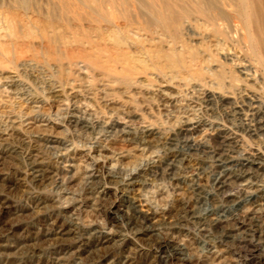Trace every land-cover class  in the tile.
Segmentation results:
<instances>
[{
    "label": "rangeland",
    "instance_id": "1",
    "mask_svg": "<svg viewBox=\"0 0 264 264\" xmlns=\"http://www.w3.org/2000/svg\"><path fill=\"white\" fill-rule=\"evenodd\" d=\"M139 1L0 0V18H25L35 35L15 41L0 22V264H264V134L238 128L251 104L264 113V48L251 50L240 23L237 36L208 26L200 0ZM39 10L52 14L57 37L78 40L72 58L48 53L38 26L49 19ZM96 36L103 39L90 50ZM190 119L188 136L174 138ZM96 122L107 126L94 130ZM220 140L235 147L225 165L209 157ZM247 152L261 157L258 172L228 190L263 197L234 210L214 198L210 166L233 170ZM30 156L40 163L33 171ZM172 160L176 172L167 177ZM200 196L207 199L198 208H210L221 227L185 219ZM133 210L146 219L142 227L127 226Z\"/></svg>",
    "mask_w": 264,
    "mask_h": 264
},
{
    "label": "bare ground",
    "instance_id": "2",
    "mask_svg": "<svg viewBox=\"0 0 264 264\" xmlns=\"http://www.w3.org/2000/svg\"><path fill=\"white\" fill-rule=\"evenodd\" d=\"M101 0H97V2H95L94 4L99 3ZM204 3L203 8H200L199 13L203 14V16L206 18V23L208 22V26H210V24L213 22L214 25L216 27H218L221 30L224 31H233L235 33V35L237 36L238 34V23H240L242 25V29L244 30L245 34L244 37L246 38V40L248 41V44L251 48V50L255 49V45L257 44L258 46H261L262 48H264V9H263V0H235V1H227L224 0L223 2V6L225 8H219L218 6H216L217 4L214 3V0H200ZM26 0H21V4L25 3ZM138 2H140L138 0ZM142 3V2H140ZM6 5V4H4ZM3 5V7H4ZM143 5V3H142ZM5 8V7H4ZM7 8V7H6ZM232 9V10H231ZM7 12V11H6ZM7 13H10L9 11ZM232 13L235 14L236 17L231 16ZM37 14L39 16L41 15H46L47 18L49 19V22H41L39 23L40 29L42 30L43 33L40 34L42 35V40L47 42V48H48V53L52 52V53H60L58 51L55 52V50H63V54L67 57V53L71 52L72 50H70L71 46H73L74 44H77L78 40L69 37L67 34L68 32H64L63 31V35L64 36H60L57 37L59 35V26L56 25L55 21H53V19L51 18V13L49 12H43V11H38ZM11 15V14H10ZM147 19L149 21H151V15H147ZM168 17L171 18V20H174V24L176 26L180 27V19L179 17H175V13L173 12H169L168 13ZM9 18V17H8ZM6 17L0 18L4 21V23H9V29H10V37L12 39H22L26 38L25 40H28L31 36L30 33L27 29L28 26L23 25V21L25 18L20 19L22 21H20L18 18V16H16V18H12V19H8ZM235 19L238 21H235ZM189 21L190 18H189ZM30 22V21H28ZM27 22V23H28ZM188 22V21H187ZM36 23V21H35ZM32 24L31 26H35V24ZM28 24V25H30ZM187 24H190V22H188ZM29 28V27H28ZM33 28V27H32ZM37 29V28H36ZM31 30V29H30ZM39 30V29H38ZM68 30V29H67ZM28 31V32H27ZM69 31V30H68ZM27 32V33H26ZM70 34V33H69ZM35 36V35H34ZM34 36L33 39L35 38ZM23 37V38H22ZM41 37V36H40ZM110 37V36H109ZM32 39V38H30ZM102 37H98L96 36V39H89L87 40L86 44H88L90 50L93 48H98L100 45V43L97 42V40H102ZM113 42V44H115L116 46H120V44H122V40H115L113 38H110ZM15 40V41H16ZM31 41V40H29ZM83 44V43H82ZM60 56V55H59ZM69 56L72 58L73 57V52H71V54H69ZM80 58L85 59L86 61H90V55H88V52L82 51L80 53ZM260 57V56H259ZM257 58V63L260 66V68L262 69L263 75H264V56ZM115 61H117V59H114ZM227 61H230L231 64H235V60L234 59H226ZM114 61V62H115ZM127 62V61H126ZM125 62V63H126ZM237 63V62H236ZM127 65V63H126ZM175 66V64H174ZM130 67V65H129ZM130 69V68H129ZM132 70V69H131ZM113 72H116L117 70L115 68L112 69ZM125 72V71H124ZM239 73V72H237ZM240 74H243L240 71ZM238 78L235 77V79H232V82L235 83L237 82ZM264 83V82H263ZM264 85V84H263ZM201 97L202 100H206L210 98V94L209 93H201ZM253 100V99H252ZM165 102V101H164ZM172 106V105H171ZM190 108V107H189ZM72 109V108H71ZM261 106H255V104H251L249 109L247 110V112L244 114V116L242 117V119H239V123H238V128L239 131H241L244 134H249L253 133V134H264V113L261 112ZM231 116V113H230ZM233 116V115H232ZM232 119V118H231ZM233 120V119H232ZM193 120H187L186 122H184L183 126L181 128H179L176 132V134H174V138H180V136H185L190 130L188 128L189 124L192 122ZM107 123V122H106ZM18 124V121H12L10 123V127L9 128H14L16 127V125ZM29 124H27L28 126ZM105 126H107V124H104ZM102 122H96L92 125L93 129L95 130L96 128H100V127H104ZM18 127V125H17ZM116 128V127H115ZM236 129V128H235ZM132 131V130H131ZM238 131V132H239ZM103 131H97L98 134H101ZM235 132V131H234ZM94 133V132H93ZM110 133V132H109ZM128 133V132H127ZM126 133V134H127ZM149 130L148 129H144L140 132V136H139V141L141 144H145L146 143V136L147 134L149 135ZM238 134V133H237ZM240 134V133H239ZM131 135V134H130ZM134 135V134H133ZM107 136V135H106ZM188 136V134H187ZM244 136V135H243ZM21 137V136H20ZM45 138V137H44ZM104 139V138H103ZM123 139V138H122ZM224 139V138H223ZM175 139H172L171 141H174ZM136 141V140H135ZM149 142V141H148ZM22 144V143H21ZM24 144V143H23ZM174 144V143H173ZM216 148H214V150L210 153V160L212 162H219L222 164H226V162L228 161H233L235 158L233 156L234 154V149L235 147L232 145V142L226 141V140H220V141H216L215 143ZM236 145V144H235ZM27 146V145H26ZM52 146V145H51ZM171 146V145H170ZM29 147V146H28ZM27 147V148H28ZM62 147V146H61ZM169 147V146H168ZM22 148V147H20ZM145 148V147H144ZM17 149V148H16ZM37 149V148H36ZM68 149V148H67ZM96 149V148H95ZM171 149V148H170ZM18 150V149H17ZM30 150V148H29ZM167 150V148H166ZM210 150V149H209ZM16 151V150H15ZM39 151V150H37ZM252 151V150H250ZM254 151V150H253ZM28 152V151H27ZM210 152V151H209ZM36 153V152H35ZM64 153V152H63ZM62 153V154H63ZM67 154V153H66ZM165 156V155H164ZM1 157V156H0ZM166 157V156H165ZM242 157V156H241ZM174 159L177 158V155H175L173 157ZM30 164L29 166L31 167V170L33 171L35 168H37V165H39L40 163H38L37 161V157L36 156H30L29 159ZM161 160V159H160ZM171 160V159H170ZM205 160V159H204ZM209 160V159H208ZM176 160H172L170 163H166L165 167L163 168V175H166L167 177H171L174 174V164H175ZM178 161V160H177ZM183 161V160H182ZM261 161V157L253 152L248 153L245 155L243 162L236 164V168H233V170H228V171H224L222 166L219 165H214V166H210L211 169V181H212V185H213V191L214 194L216 193V196H214V198H219V202H221L224 205H228L227 207H231L234 210H241L244 207H247V205H253L257 203V199L260 197H263V195H260V190H254L253 192L249 189H244L241 188L238 190H236V194H232L231 190H228V187L231 184H235L238 185L239 187L241 186V184H244L245 182H248L249 180H253L254 179V174L255 171H257V168H255L256 166L259 165ZM263 161V159H262ZM264 162V161H263ZM153 164V163H152ZM263 164V163H262ZM162 165V164H161ZM206 165V164H205ZM94 167V166H93ZM98 167V166H97ZM102 168V166H100ZM150 169V168H149ZM156 169V168H155ZM162 169V168H161ZM200 169V168H199ZM204 169V168H203ZM228 169V168H227ZM260 169V168H259ZM57 170V169H56ZM59 170V169H58ZM93 170V169H92ZM94 171V170H93ZM186 171V170H185ZM38 172L41 173V176L43 175V171L42 170H38ZM56 172V171H55ZM91 172V170H90ZM103 172V171H102ZM101 172V173H102ZM108 172V171H107ZM176 172V171H175ZM258 172V171H257ZM161 173V172H160ZM263 173V172H262ZM52 174V173H51ZM112 172H110L109 174L105 175V177H109V178H114L112 176ZM201 174V173H200ZM101 176L102 177L104 176ZM87 176V175H86ZM95 174H90L89 178L94 177ZM119 176V175H118ZM117 177V176H116ZM185 177V174H184ZM258 177V176H257ZM135 178V177H134ZM161 178V177H160ZM169 179V178H168ZM192 179V178H191ZM262 179V178H261ZM183 180V179H182ZM256 180V179H255ZM264 180V179H263ZM171 181V180H170ZM250 182V181H249ZM58 183V182H57ZM211 183V182H210ZM181 184V183H180ZM59 185V184H58ZM251 185V184H250ZM60 186V185H59ZM94 186V185H93ZM196 188V187H195ZM208 191V190H207ZM194 192V191H193ZM264 193V192H263ZM231 194V195H230ZM221 196V197H219ZM259 196V197H258ZM208 197V196H207ZM210 201L213 203L212 197H210ZM204 199L207 198H202V196H200L197 200H195V203L193 205H189V208L185 214V219H187L188 221H192L193 223L197 222V226L199 225L200 228H202V230H206V228L209 229V227L211 228H218L220 226V224L222 223V220L218 217V218H214L212 214L209 213V211L211 210L210 208L208 209H204V211L202 212L200 210V208H198V204H200V202L202 203V201ZM262 199V198H261ZM262 204V203H261ZM213 205V204H212ZM132 206V205H131ZM200 206V205H199ZM209 206V205H208ZM215 206V205H214ZM218 206V205H217ZM180 208V207H179ZM257 208V207H256ZM261 208V207H260ZM134 209V208H133ZM203 209V208H202ZM181 210V209H180ZM110 211V210H109ZM171 211V210H170ZM255 211V210H254ZM259 211V209H258ZM260 212V211H259ZM114 213V212H113ZM169 213V212H168ZM234 213V212H233ZM253 213V212H252ZM256 213V212H255ZM173 214V213H172ZM127 215V214H126ZM145 216V215H144ZM148 216V215H147ZM176 216V215H175ZM237 216V215H236ZM146 217V216H145ZM167 217V216H166ZM216 217V216H215ZM246 217V216H245ZM244 217V218H245ZM123 218V217H122ZM126 218V217H125ZM223 218V217H222ZM235 218V217H234ZM255 218V217H254ZM259 218V217H258ZM116 219V218H114ZM154 219V218H153ZM246 219V218H245ZM127 220V226H139L142 227V225H144L143 223L145 222L146 219H143L137 215V211L133 210L128 217L126 218ZM258 220V219H257ZM229 221H231L229 219ZM124 222V221H123ZM154 222V221H153ZM172 223V222H171ZM170 223V224H171ZM233 223V222H232ZM235 223V222H234ZM251 223V222H250ZM249 223V224H250ZM150 224V223H148ZM154 224V223H153ZM187 224V223H186ZM236 224V223H235ZM258 224V223H257ZM172 225V224H171ZM232 225V224H231ZM168 226V225H167ZM248 226V225H247ZM155 227V226H152ZM191 227V226H190ZM221 227V226H220ZM61 228V227H60ZM134 228V227H133ZM189 228V227H188ZM252 228V227H251ZM137 230V229H136ZM226 230V229H225ZM233 230V229H232ZM250 230V229H249ZM61 231V230H60ZM138 231V230H137ZM141 232V231H140ZM241 232V231H240ZM52 233V232H51ZM213 233V232H212ZM244 233V232H243ZM226 234V233H225ZM240 234V233H239ZM55 235V234H54ZM147 235V234H146ZM201 235V234H200ZM203 235V234H202ZM201 235V236H202ZM241 235V234H240ZM250 235V234H249ZM49 236V234H48ZM133 236V235H132ZM139 236V235H138ZM153 236V235H152ZM204 236V235H203ZM220 236V235H219ZM238 236V235H237ZM156 237V236H155ZM206 237V236H205ZM228 237V236H227ZM212 238V237H211ZM233 238V236H232ZM250 238V237H249ZM155 239V238H154ZM159 239V238H158ZM213 239V238H212ZM207 240V239H206ZM249 240V239H248ZM151 241H154L153 239ZM165 241V238H164ZM168 241V240H167ZM219 241V240H218ZM243 241V240H242ZM166 242V241H165ZM154 243V242H153ZM243 243V242H242ZM169 244V243H168ZM159 245V244H157ZM220 245V244H219ZM160 246V245H159ZM171 246V245H170ZM248 246V245H247ZM253 246V245H252ZM161 247V246H160ZM172 247V246H171ZM158 250V249H157ZM167 252V251H165ZM169 252V251H168ZM30 253V252H29ZM182 253L181 249H175L172 250V254H174V256H178ZM166 254V253H165ZM36 256V255H35ZM164 256V255H163ZM169 256V255H168ZM183 256V255H181ZM173 257V255H172ZM61 258V257H60ZM30 259V258H29ZM154 262V261H153ZM64 264V263H63Z\"/></svg>",
    "mask_w": 264,
    "mask_h": 264
}]
</instances>
